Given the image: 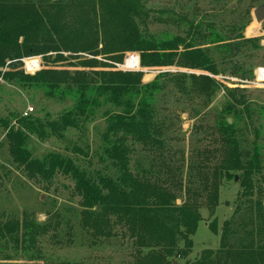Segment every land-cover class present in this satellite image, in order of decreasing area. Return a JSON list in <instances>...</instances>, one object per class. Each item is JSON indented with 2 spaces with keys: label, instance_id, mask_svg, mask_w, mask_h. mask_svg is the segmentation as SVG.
<instances>
[{
  "label": "trees",
  "instance_id": "1",
  "mask_svg": "<svg viewBox=\"0 0 264 264\" xmlns=\"http://www.w3.org/2000/svg\"><path fill=\"white\" fill-rule=\"evenodd\" d=\"M149 20L141 0H0V80L72 101L57 120L41 121L30 114L13 116V125L0 121L9 156L28 178L49 181L60 173L72 180L79 199L78 226L93 243L116 237L118 229L120 237L131 242L132 264H174L188 258L202 221L200 211L212 215L222 183L238 179L240 200L220 228L219 247L203 250L187 264H264V166L260 146L244 148L249 109L242 91L225 88L227 118L217 123L220 146L205 151L206 158L194 167L183 152L185 174L180 171L183 166L169 157L164 123L157 120L155 108L156 98L167 90L209 103L220 89L214 77L223 73L212 47L221 54L229 51L231 59L241 47L261 49L259 41L240 35L225 38L210 23L187 18L180 19L186 25L183 36L158 37L147 31ZM125 53H137L142 69L174 67L203 74L164 72L144 84L141 71L94 70L109 67L94 58L121 63ZM81 54L93 59L80 57L75 63ZM35 57L42 59L44 68L38 71L37 60H26V69L38 72L25 74L22 62ZM60 66L74 70L55 69ZM233 70L240 78L251 76L238 65ZM103 107L112 108L102 114L106 128L99 159L104 173L87 172L55 152L33 156L32 137L42 143L61 139L66 131L91 122ZM137 146L153 157L148 168L137 164L132 172L130 157ZM212 153L219 156L207 159ZM109 168L113 175L106 172ZM1 180L0 174V185ZM208 229L218 233L214 221ZM49 230L48 223L9 219L0 222V242L15 251L33 249Z\"/></svg>",
  "mask_w": 264,
  "mask_h": 264
},
{
  "label": "rangeland",
  "instance_id": "2",
  "mask_svg": "<svg viewBox=\"0 0 264 264\" xmlns=\"http://www.w3.org/2000/svg\"><path fill=\"white\" fill-rule=\"evenodd\" d=\"M141 2L148 10L150 17L147 22V31L158 37L183 36L186 25L180 19L187 18L210 23L214 30L224 35L225 38L227 36L235 38L240 35L244 39L259 41L261 49L252 48L251 45L244 46L241 47L239 55L231 59L228 57L229 51L224 50L221 54L212 47L218 69L223 73L214 77L220 89L215 92L209 103L194 96L185 98L175 90H167L156 98L155 108L157 120L164 123L163 138L171 149L169 157L172 156L176 164L183 166L180 171L185 174L184 159H181L183 152L189 165L194 167L206 158L205 151H214L219 148L217 123L227 118L223 112L226 106L224 90L225 88L240 89L249 109V118L245 117L248 125L245 133V147L243 143L242 146L246 150H251L253 143L260 146L264 166V81H258L259 73L256 74L260 72L264 76V71H258L264 69V21L257 23L253 17L254 10L264 7V0H141ZM140 29L143 31L145 27L140 25ZM237 41L232 40V43ZM80 57L81 59H93L81 54L74 62L80 61ZM26 60H37L40 64L38 71L45 66L40 57L25 59L22 62L23 71L28 75H34L38 71L29 72L26 69ZM94 60L109 66L94 69L98 71H141L144 73L142 79L144 84L152 82L158 74L164 72H178L186 75L203 74L199 71H187L174 67L142 69L139 66L137 53H125L121 63H114L104 57H96ZM236 65L242 67L244 72H250L251 76L240 78L234 75L232 72ZM55 69L74 70L64 68V66ZM71 107V100L60 99L57 95L47 97L42 89L24 87L14 82L6 83L0 80V121L11 122L13 125L12 117H21L27 109H32L31 116L34 119L57 120ZM108 109L112 108L98 109L91 122L78 130L66 131L61 139L53 138L42 143L32 137L30 149L33 156L41 158L49 152H55L70 157L78 167L87 172L101 170L104 173V165L99 158L102 155L101 137L106 128L102 114ZM240 125L241 123L238 127ZM72 149H79L82 154ZM217 155L219 156L217 153H212L207 159L210 160L213 156L218 157ZM152 157L151 154H146L140 150V146H137L130 157V169L135 172L137 164L142 168H148ZM153 161L156 164L159 163L156 159ZM192 170L197 171V169ZM106 172L109 175L114 173L111 168ZM0 174L2 176L0 222L26 218L39 225L47 223L50 225L48 234L39 237L33 249L18 248L15 251L11 244L5 247L0 242V264L133 263L131 242L122 239L118 229H115L116 237L93 243V239L78 226L79 199L74 194L72 180L60 173H56L49 181L38 177L28 178L21 168L13 164L1 123ZM241 191L238 179L222 183L214 213L210 215L206 209L200 211L202 221L192 238V253L188 258L177 259L174 264H187L198 258L203 250H217L220 228L223 222L232 216L236 203L240 200ZM213 221L217 224V234L208 229Z\"/></svg>",
  "mask_w": 264,
  "mask_h": 264
},
{
  "label": "water",
  "instance_id": "3",
  "mask_svg": "<svg viewBox=\"0 0 264 264\" xmlns=\"http://www.w3.org/2000/svg\"><path fill=\"white\" fill-rule=\"evenodd\" d=\"M253 17L257 23H261L264 21V7H259L253 12ZM227 122L230 124L231 121L227 120Z\"/></svg>",
  "mask_w": 264,
  "mask_h": 264
},
{
  "label": "built area",
  "instance_id": "4",
  "mask_svg": "<svg viewBox=\"0 0 264 264\" xmlns=\"http://www.w3.org/2000/svg\"><path fill=\"white\" fill-rule=\"evenodd\" d=\"M125 65H126V63H125ZM258 71H264V69H261V70H258ZM259 73V74H258ZM256 74H258V76H257V80L258 81H261V82H263L264 81V76L260 73V72H257ZM261 76H262V78H261ZM31 112H32V109H27L24 113H23V117H27V116H29L30 114H31Z\"/></svg>",
  "mask_w": 264,
  "mask_h": 264
}]
</instances>
